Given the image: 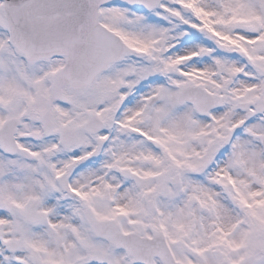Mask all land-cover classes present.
<instances>
[{
  "label": "snow or ice",
  "instance_id": "snow-or-ice-1",
  "mask_svg": "<svg viewBox=\"0 0 264 264\" xmlns=\"http://www.w3.org/2000/svg\"><path fill=\"white\" fill-rule=\"evenodd\" d=\"M0 264H264V0H0Z\"/></svg>",
  "mask_w": 264,
  "mask_h": 264
}]
</instances>
